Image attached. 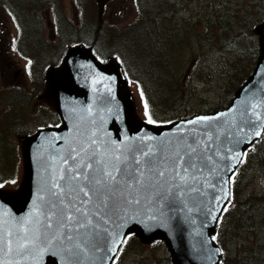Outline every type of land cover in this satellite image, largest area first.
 Wrapping results in <instances>:
<instances>
[{
    "label": "water",
    "instance_id": "1",
    "mask_svg": "<svg viewBox=\"0 0 264 264\" xmlns=\"http://www.w3.org/2000/svg\"><path fill=\"white\" fill-rule=\"evenodd\" d=\"M94 1L101 20L110 0ZM254 30L259 38L255 67L228 106L158 127L136 126L131 120L133 102L128 90L121 93L127 80L117 62L102 65L89 48H69L60 70L46 73L62 125L24 139L23 191L17 199L0 193V264H110L123 237L132 232L143 242L161 239L171 264H218L221 254L210 234L228 200L229 177L242 152L264 131V22ZM149 150L150 156L143 155ZM148 159L154 162L151 170L143 163ZM134 160L142 162L135 173L140 184L114 171L136 168ZM186 161L195 167L185 171ZM101 170L120 180L107 208H98L83 179L85 174L98 177ZM54 192H61L63 200L55 209ZM61 208L64 216H75L85 226L65 221L61 227ZM25 228L27 240L34 242L27 248L22 247ZM8 233L11 253L6 250ZM63 235H71L72 241Z\"/></svg>",
    "mask_w": 264,
    "mask_h": 264
},
{
    "label": "rangeland",
    "instance_id": "2",
    "mask_svg": "<svg viewBox=\"0 0 264 264\" xmlns=\"http://www.w3.org/2000/svg\"><path fill=\"white\" fill-rule=\"evenodd\" d=\"M87 2L82 9L78 5V0H57L65 16L64 20L72 21L78 25L82 18L96 22V3L94 0ZM264 1V0H263ZM9 3L10 9L6 8L3 0H0V192L6 196L16 199L20 196L24 188L25 165L23 158V141L32 136L35 126L51 127L50 119L54 122L57 118L52 98L46 90L45 85L31 83L28 78V59L23 57L18 50L19 31L16 25L12 7L15 2L5 0ZM260 0H229L224 5V0H167L161 4V14H174L177 17L189 14H198L205 18L208 14H226L231 26L235 30H241L242 35L232 33L234 37H240L242 41L249 42L258 40L250 33L256 25L264 18V5ZM27 4L32 3L35 8L29 7L20 19L25 25L32 27L33 33L22 38V42H28L31 49V56L38 57L40 48L41 33L45 39L55 38V24L57 18L51 9V4L46 5V0H27ZM138 17V12L132 0H115L108 5L102 15V21L107 25L115 23L122 27L129 25ZM86 19V20H87ZM64 24H67L64 22ZM29 27V26H28ZM173 29H166L164 36H168ZM56 44V39L52 40ZM39 46V47H38ZM73 47L67 44L66 48ZM212 48L206 51L207 57L204 59V69L201 73L207 74L208 66L219 61L220 65L216 69V74L207 80H203L202 74L192 75L191 82L185 87V102L188 105L187 117H192L199 113L200 108H212L215 106L224 109L228 106L229 97L232 90H225V80L222 79L219 68L229 70L227 63H232L233 56L230 53L217 52L211 57ZM253 52L251 48H245L242 54L250 57ZM223 54L225 55L223 57ZM259 54V53H258ZM53 56H43L42 60L49 61ZM115 62L103 61V65ZM62 65V63H61ZM54 68H47L48 70ZM244 67L243 72L246 71ZM230 72V71H228ZM188 73V72H187ZM20 86V100L16 97V91L11 87ZM10 86V87H9ZM128 90L133 102L132 121L138 126L147 124L156 127L148 122L146 117L145 104L139 95V91L134 83H128L121 93ZM236 93V91H235ZM217 109V110H220ZM212 112V111H211ZM57 114V113H56ZM13 117H20L13 119ZM59 119V117H58ZM184 119V118H183ZM60 120V119H59ZM58 122V121H57ZM60 126L61 122H58ZM45 124V125H44ZM31 133V134H29ZM244 164L241 167L242 174H233L229 179L236 180L235 195L236 203L233 212V221L227 215L223 216L222 223L218 228L217 238L226 247L229 259L233 258L232 264H264V138H260L257 143L245 150ZM14 166L13 169L11 167ZM11 169V170H10ZM234 177V178H233ZM124 257H120L116 264H168L170 259L169 251L160 239H153L143 242L138 248H127ZM122 259V260H121ZM229 259H225L227 264H231Z\"/></svg>",
    "mask_w": 264,
    "mask_h": 264
},
{
    "label": "trees",
    "instance_id": "3",
    "mask_svg": "<svg viewBox=\"0 0 264 264\" xmlns=\"http://www.w3.org/2000/svg\"><path fill=\"white\" fill-rule=\"evenodd\" d=\"M10 1L15 2L11 10L17 17L14 19L20 35L18 50L29 61L27 74L31 83L45 85L47 68L58 69L60 67L69 49L66 48L67 44L83 45L89 48L100 62L114 59L119 63L127 81L136 85L143 104H147L148 122L149 116H151L154 121L151 124L155 125L187 117L189 110L184 100L185 87L191 82L192 75L202 74L201 72L206 69L204 68V59L207 57L208 48L216 49L212 50L211 57H214L217 52L230 53L233 56L234 62L226 64L229 65V70L219 68L220 75L225 80V90H232L228 102L235 96V91L251 75L259 53V39L252 40L251 46H249V42L242 41L240 37L233 38L232 33L241 36L242 31L233 29L226 14H215L216 17L208 14L205 18H201L198 14L177 17L173 13L170 15L161 14L160 6L163 1L167 3V0H132L138 17L129 25L122 27L116 26L115 23L107 25L98 18H96V22H93L88 21L86 17L82 18L78 25H75L73 21L69 23L64 20L63 10L59 7L57 0H46L45 4H51L53 14L57 18V24L54 27L55 38L45 39L43 28L42 30L40 28V52L38 57H33L30 51L36 50H32L28 42H22V38L32 34L34 29L30 25L28 27L22 23L20 17L28 12L29 7L35 8V6L32 3L27 4V0ZM113 1L115 0H110L105 4L104 11ZM228 1L224 0V5ZM260 1L263 6L264 1ZM87 2L92 1L78 0V5L83 9ZM9 3L3 0V4L8 9H10ZM262 22H264V18L261 19ZM168 28L173 30L168 36H164L165 30ZM254 32L251 26L250 33L255 36ZM54 39H56V44L52 42ZM247 47L253 49L250 57L242 54ZM46 55H52L53 58L49 61L42 60V57ZM219 65V61L210 64L207 74H202L201 79L207 80L215 75ZM244 67H246L245 72L242 71ZM11 88L16 91L19 102L20 93L24 91H21V87L16 85ZM47 92L48 90H46ZM47 94L49 95V93ZM220 108L219 106L200 108L198 112L210 113ZM19 118L13 117L11 120ZM51 118H57V120L54 122L50 119V124H46V126H58L60 121L58 115L54 113V117ZM38 128L40 126L36 125L31 133L34 134ZM261 138H264V134ZM0 158L3 162L4 158L1 156ZM13 168L14 166L11 167V169ZM239 171L242 174L241 166ZM236 182L234 179L230 182L233 184L230 187V197L223 209L224 215L230 217L231 222L234 219L231 209L234 210L236 203ZM215 244L221 253L218 264H227L225 259H229L228 250L218 238L215 239ZM140 245L142 242L135 233L125 236L116 260L119 261L120 257H124L122 254L128 247L132 249L138 248ZM229 261L231 264L234 263L233 258ZM116 263L114 260L113 264ZM168 264H171L169 258Z\"/></svg>",
    "mask_w": 264,
    "mask_h": 264
},
{
    "label": "snow or ice",
    "instance_id": "4",
    "mask_svg": "<svg viewBox=\"0 0 264 264\" xmlns=\"http://www.w3.org/2000/svg\"><path fill=\"white\" fill-rule=\"evenodd\" d=\"M145 109H146V115H148L147 104H145ZM198 119L206 120L208 118L207 117H200ZM149 122L150 123L154 122V121H152L151 116H149ZM143 155L150 156L151 150H149V152H147V153H143ZM116 159L119 160V157H117ZM126 160H127V157L125 158V161ZM121 163H124V162H121ZM133 163L136 165V168H134V169L130 170L125 166V167H115L114 171L119 176L125 178L126 180L135 181L137 184H140V183H142V181L140 180V177L137 176L135 173L138 171V168L142 162L140 160H134ZM143 163L148 166L149 170H151L154 167V162L151 159L145 160V161H143ZM185 163L187 164V167L184 169L185 171H187V168L195 167V165L192 164L190 161H186ZM172 164L174 167L177 166V161L173 160ZM155 174L158 176L164 175L163 172H158ZM142 175H143V173H140V176H142ZM60 179H64V177L61 176ZM83 179L87 182V186L90 188L92 195L95 196L96 200L99 202L98 208L101 206L104 208H107L109 206V201H111L113 199V197L115 195V191L118 190V186L120 184V180L117 179V175H113L112 171L101 170L100 175L98 177H89V175L85 174ZM181 179L183 180L184 177H181ZM54 187L60 188V185L55 184ZM62 191H63V189H61V192ZM74 191H75V189H74ZM79 191L83 192L84 196H88V193L84 192L83 188H80ZM61 192L52 193L53 196H56L58 198V203H52V205H51V207L53 209L57 208L58 205L63 204V200L59 199ZM88 202L89 201L81 200V204L88 203ZM137 203H138V201H137ZM73 207H74V205H73ZM64 211H65L64 208L60 209V214H61L60 226L61 227H66L65 221L67 223H72L73 221H75V223L77 224L78 227H84L85 226L75 216H72V215L64 216ZM75 211L77 213H81L82 215L87 216V213H84L82 208H75ZM55 214L56 213L53 212V215H55ZM47 219L51 220V216L47 217ZM87 223L91 224L92 223L91 219H88ZM35 224L37 225V230H38L39 224H40L39 220H36ZM46 227H48V228L52 227L51 223L47 224ZM28 231H29V229H27V228L24 229L25 236L23 237V239L26 241V243L22 246L23 248H27L29 243H34L33 241L27 240L26 234ZM11 235H12L11 233H8L9 239L5 242L6 243V250L8 253H11L13 251V248H12L13 241L11 239ZM62 238L68 240L69 242H71L73 239V237L71 235H63ZM213 239H215V237H213ZM0 250H3V249H0ZM69 251H71V250H69ZM42 254L43 253H41V255Z\"/></svg>",
    "mask_w": 264,
    "mask_h": 264
},
{
    "label": "flooded vegetation",
    "instance_id": "5",
    "mask_svg": "<svg viewBox=\"0 0 264 264\" xmlns=\"http://www.w3.org/2000/svg\"><path fill=\"white\" fill-rule=\"evenodd\" d=\"M0 34H1V32H0ZM1 36V35H0ZM0 40H1V37H0ZM239 175H241V174H239ZM263 243H264V241H263Z\"/></svg>",
    "mask_w": 264,
    "mask_h": 264
}]
</instances>
